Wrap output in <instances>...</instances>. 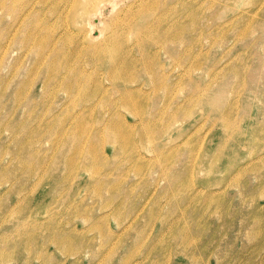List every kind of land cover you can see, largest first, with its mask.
Here are the masks:
<instances>
[{
  "label": "rangeland",
  "instance_id": "374dc122",
  "mask_svg": "<svg viewBox=\"0 0 264 264\" xmlns=\"http://www.w3.org/2000/svg\"><path fill=\"white\" fill-rule=\"evenodd\" d=\"M114 1L88 33L68 0H0V264H264V0H144L178 37L119 33L128 104L59 36L101 42L138 0Z\"/></svg>",
  "mask_w": 264,
  "mask_h": 264
},
{
  "label": "bare ground",
  "instance_id": "6f19581e",
  "mask_svg": "<svg viewBox=\"0 0 264 264\" xmlns=\"http://www.w3.org/2000/svg\"><path fill=\"white\" fill-rule=\"evenodd\" d=\"M84 1L85 2L81 4L78 3V0L77 2L76 0H68L69 2L68 8H70V10H74V12L76 13L78 12V14L79 11H82V15H83L82 22L86 21L83 27L88 29L86 30L87 32L89 31L90 28L94 26V24H92L91 22L92 21L91 18L94 19L98 18L99 20V17H101V15L103 14L102 12L107 8V6H109L110 4L111 5L113 4L114 8L116 6L115 4L116 2L114 0H84ZM170 16L171 15L168 12L156 10V8H153L152 6L147 7L145 6L144 0H138L136 2H133L130 6H127V8L124 9V11L115 15L114 18H112L111 16L106 21L100 20L101 23L108 28L109 33L99 43H94L92 41L90 43L88 41L84 42L85 39H89L90 36L88 34L81 35L77 31L74 33L71 28L74 26V23L63 26L60 30L59 36L60 35L66 36V38L63 40L64 43L68 42L67 40L70 34H71L70 35L71 38H73L74 36H78L79 37L78 44L72 49H68V53H87L90 55H100L101 58L107 61L105 63L109 62V64L113 66V68H111L106 73L107 78L108 79L111 78L112 81L119 83L121 82L120 78H124V76L132 68V62L127 58V55L125 54L127 53L125 48V39L120 40L119 33L120 34L123 32L126 33L127 30L130 31L129 30L130 27L135 26L133 29V33L136 35L138 39L142 41L140 50L146 52L148 49L154 50L158 46L164 48V46L168 42L175 39V37L177 36V33L174 32L175 26L174 27L169 26L168 20ZM39 25H42V23L39 22ZM50 33H52L51 30L45 31V37L51 36ZM37 43L40 48L43 49L45 48L44 42H40L38 39ZM122 53L124 54L122 55ZM144 63L146 64L145 61ZM149 74L150 77L154 79V75L152 73ZM92 76L96 77V81H95L96 87L102 88L101 79H99L95 73H93ZM126 79L128 78L125 77L124 80L119 84H122V88H123V93L121 98L124 101H127L126 103L128 104L133 102V98H134L133 92H137L134 90L139 91L140 86H135L132 90L131 87H129V85L134 82L132 80H126ZM124 141L128 142V139H125Z\"/></svg>",
  "mask_w": 264,
  "mask_h": 264
}]
</instances>
